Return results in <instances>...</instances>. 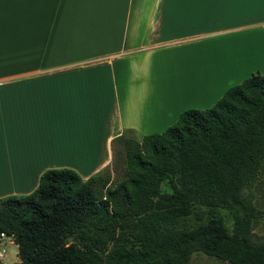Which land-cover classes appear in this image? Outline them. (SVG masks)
<instances>
[{"label":"crops","instance_id":"obj_1","mask_svg":"<svg viewBox=\"0 0 264 264\" xmlns=\"http://www.w3.org/2000/svg\"><path fill=\"white\" fill-rule=\"evenodd\" d=\"M256 73L264 0H0V200L51 169L87 180L126 132L162 133Z\"/></svg>","mask_w":264,"mask_h":264},{"label":"trees","instance_id":"obj_2","mask_svg":"<svg viewBox=\"0 0 264 264\" xmlns=\"http://www.w3.org/2000/svg\"><path fill=\"white\" fill-rule=\"evenodd\" d=\"M124 151L114 186L108 172L83 180L51 169L30 195L0 200V237L13 238L18 264H188L197 252L264 264V238L252 231L264 170V75L208 109L182 112L162 133L124 139ZM221 210L232 215L231 231Z\"/></svg>","mask_w":264,"mask_h":264},{"label":"rangeland","instance_id":"obj_3","mask_svg":"<svg viewBox=\"0 0 264 264\" xmlns=\"http://www.w3.org/2000/svg\"><path fill=\"white\" fill-rule=\"evenodd\" d=\"M20 41L21 40H19V36H16L15 42L19 43ZM168 61L171 62L170 59H168ZM164 71H165L164 76H167L168 74V77H170L169 68H165ZM128 138L136 139V137L130 132H126L121 139H118L117 142L115 143V148H114L115 155H114L113 164L110 168L103 171L111 174L113 179V186L124 177V173L126 170L124 139H128ZM162 188L164 191H167L168 190L167 184L164 183L162 185ZM254 192H255V196L253 199L254 205L256 206L257 210H259L260 215L258 219H256L253 223L252 231L257 236L264 238V170L260 174ZM205 210H206L205 208L197 209L195 211L196 212L195 214L204 213ZM219 212H220L219 215L223 217L226 227L229 229V231H231L233 227L232 215L230 214V212L224 210H221ZM195 221H196L195 216H191L188 220V222H195ZM0 250L6 251L4 258L2 259L3 264H18L20 262V258L18 256V252H19L18 246L14 243L13 239L12 240L5 239L2 243H0ZM188 264H230V263L214 257H210L202 252H197L192 255Z\"/></svg>","mask_w":264,"mask_h":264},{"label":"built area","instance_id":"obj_4","mask_svg":"<svg viewBox=\"0 0 264 264\" xmlns=\"http://www.w3.org/2000/svg\"><path fill=\"white\" fill-rule=\"evenodd\" d=\"M5 239H10V240H12L13 238H12V237H8V236H6L5 234H1V237H0V243H2ZM5 253H6L5 250H0V261H2V259L4 258Z\"/></svg>","mask_w":264,"mask_h":264}]
</instances>
